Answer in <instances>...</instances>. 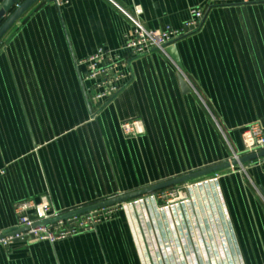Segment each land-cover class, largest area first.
I'll return each mask as SVG.
<instances>
[{
	"label": "crops",
	"instance_id": "obj_1",
	"mask_svg": "<svg viewBox=\"0 0 264 264\" xmlns=\"http://www.w3.org/2000/svg\"><path fill=\"white\" fill-rule=\"evenodd\" d=\"M198 9L201 29L176 45L181 69L152 51L117 97L93 99L80 62L101 48L128 56L131 18L179 29ZM132 121L144 132L125 135ZM254 123L264 128V2L41 0L0 41V234L36 219L17 213L25 202L72 212L233 160ZM244 167L180 199L113 206L93 232L0 244V264H264V164Z\"/></svg>",
	"mask_w": 264,
	"mask_h": 264
},
{
	"label": "built area",
	"instance_id": "obj_2",
	"mask_svg": "<svg viewBox=\"0 0 264 264\" xmlns=\"http://www.w3.org/2000/svg\"><path fill=\"white\" fill-rule=\"evenodd\" d=\"M219 1L225 4L264 2V0ZM56 2L59 4L60 0ZM205 18L206 14L203 9L193 10L190 20L182 28L174 29L167 27L160 30L148 29L139 21L131 18L133 28L123 47V50L128 52V56L123 57L119 53L101 48L95 54L80 62V65L85 69L83 79L91 84L92 90L95 92L93 99L107 102L117 97L131 79V62L152 51H158L177 67L168 54V49L176 46L181 39L197 33L201 29ZM122 130L125 135L141 134L144 132L139 121L123 123ZM243 147L242 154H235L234 159L264 151V128L259 123L251 124L243 134ZM255 162H262L264 164V158ZM4 175L5 170L0 169V178ZM163 193L166 194V191L149 196H160ZM170 196L172 197L173 194L170 193ZM29 210H35L36 219L32 220L27 215L23 216L18 226L12 229L14 232L7 234L0 240V244L8 247L30 236H33L38 241H47L53 244L81 233L93 232L102 221L109 218L113 208H102L84 215L71 217L66 220H58L52 224L43 226L38 225L49 220L59 219L65 214L71 213V211L59 212L54 210L48 197L41 198L40 202L37 203L25 202L21 204L17 208V213L23 214ZM23 228H28V231L18 232V230Z\"/></svg>",
	"mask_w": 264,
	"mask_h": 264
},
{
	"label": "water",
	"instance_id": "obj_3",
	"mask_svg": "<svg viewBox=\"0 0 264 264\" xmlns=\"http://www.w3.org/2000/svg\"><path fill=\"white\" fill-rule=\"evenodd\" d=\"M41 0H9L4 7L0 10V23L6 16V13L17 6V8L10 14V16L5 19L1 25H0V41L3 39V37L9 32V30L30 10L32 9L38 2ZM57 1V0H55ZM168 54L174 61V63L177 65L179 69H181V64L178 56L177 47H170L168 49ZM180 84L184 91L190 92V88L187 85V83L184 81V79L180 78ZM264 158V151L258 153V154H252L240 157L239 159H233L226 162H223L221 164H216L189 174H184L182 176H179L177 178L162 182L160 184L151 186L149 188L139 190L136 192H132L126 195L118 196L116 198L107 200L105 202H101L99 204H95L80 210H76L74 212L65 214L64 216L60 217L56 220H49L46 222L41 223L38 226L43 225H49L52 224L58 220H66L71 217L84 215L102 208H108L113 207L116 205L124 204L126 202H130L145 196H149L158 192H162L164 190L174 188L180 185H186L188 183L205 179L207 177L216 176L220 173H223L225 171H228L230 169L236 168V167H244L247 164H250L252 162H255L259 159ZM28 228H23L21 230H18V232H27ZM13 230H9L4 232L0 235V240H2L7 234L13 233Z\"/></svg>",
	"mask_w": 264,
	"mask_h": 264
},
{
	"label": "rangeland",
	"instance_id": "obj_4",
	"mask_svg": "<svg viewBox=\"0 0 264 264\" xmlns=\"http://www.w3.org/2000/svg\"><path fill=\"white\" fill-rule=\"evenodd\" d=\"M245 167H239V169H241L240 171L246 172ZM190 185V184H189ZM176 188V189H174ZM172 188L173 190H171V194H173V196H170V199H177V198H181V197H185V196H189V193L187 191V189L189 188L188 185H180L177 187Z\"/></svg>",
	"mask_w": 264,
	"mask_h": 264
},
{
	"label": "trees",
	"instance_id": "obj_5",
	"mask_svg": "<svg viewBox=\"0 0 264 264\" xmlns=\"http://www.w3.org/2000/svg\"><path fill=\"white\" fill-rule=\"evenodd\" d=\"M200 180H202V179H200ZM197 181H199V180H197ZM195 182V181H194ZM170 189H172V188H170ZM170 189H167V190H170ZM164 191H166V190H164ZM164 191H162V192H164Z\"/></svg>",
	"mask_w": 264,
	"mask_h": 264
},
{
	"label": "bare ground",
	"instance_id": "obj_6",
	"mask_svg": "<svg viewBox=\"0 0 264 264\" xmlns=\"http://www.w3.org/2000/svg\"><path fill=\"white\" fill-rule=\"evenodd\" d=\"M186 197V196H185Z\"/></svg>",
	"mask_w": 264,
	"mask_h": 264
}]
</instances>
